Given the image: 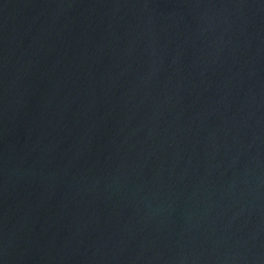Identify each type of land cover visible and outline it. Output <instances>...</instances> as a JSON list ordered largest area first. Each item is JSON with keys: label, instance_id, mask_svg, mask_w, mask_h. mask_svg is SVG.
I'll list each match as a JSON object with an SVG mask.
<instances>
[{"label": "water", "instance_id": "obj_1", "mask_svg": "<svg viewBox=\"0 0 264 264\" xmlns=\"http://www.w3.org/2000/svg\"><path fill=\"white\" fill-rule=\"evenodd\" d=\"M0 264H264V0H0Z\"/></svg>", "mask_w": 264, "mask_h": 264}]
</instances>
